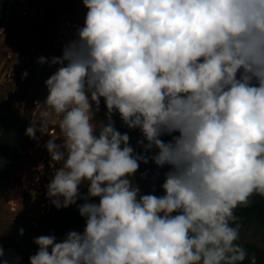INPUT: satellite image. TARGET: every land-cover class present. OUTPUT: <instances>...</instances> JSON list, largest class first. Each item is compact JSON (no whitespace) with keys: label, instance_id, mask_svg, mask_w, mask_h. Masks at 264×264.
Listing matches in <instances>:
<instances>
[{"label":"clouds","instance_id":"clouds-1","mask_svg":"<svg viewBox=\"0 0 264 264\" xmlns=\"http://www.w3.org/2000/svg\"><path fill=\"white\" fill-rule=\"evenodd\" d=\"M83 4L76 39L38 59L57 70L25 134L50 137L46 197L84 228L36 237L29 264H243L235 211L264 197V0ZM150 162L162 195L135 183Z\"/></svg>","mask_w":264,"mask_h":264},{"label":"rangeland","instance_id":"rangeland-1","mask_svg":"<svg viewBox=\"0 0 264 264\" xmlns=\"http://www.w3.org/2000/svg\"><path fill=\"white\" fill-rule=\"evenodd\" d=\"M3 3L5 25L2 27L4 31L0 32V123L3 122L4 127L10 123L20 127L25 145L22 157L14 162L9 156L0 155V247L3 255L11 248L20 251L25 257L22 264H29V257L38 251L33 242L36 237L55 234L60 239L71 230L82 231L84 228V225L71 226L66 230L51 228L56 208L46 197L51 169L50 157L44 147L50 137H39L37 133L39 140H33L25 132L46 109L44 101L48 89L45 81L57 70L56 65L40 64L38 59L43 56L50 60L60 56L64 46L76 39L72 28L80 22L79 17H86L87 12L83 11V0H3ZM24 72L27 76L22 78ZM103 119L100 108L95 119L98 128ZM54 131L59 130L56 128ZM1 135L0 130V138ZM41 163L44 164V175L35 171ZM6 166H9L7 175L4 172ZM146 171L147 178H142L141 174ZM158 171L159 176L156 175ZM164 171L166 169L158 170L155 164H141L135 183L142 193H151L155 186L154 194L162 195L160 184ZM36 176L40 177L38 183L34 179ZM34 183L35 197L27 190ZM15 196H19V203H28L31 216L25 212L24 216L19 215L11 208ZM240 226V243L264 248L263 226L256 221ZM20 229H23V235Z\"/></svg>","mask_w":264,"mask_h":264},{"label":"trees","instance_id":"trees-1","mask_svg":"<svg viewBox=\"0 0 264 264\" xmlns=\"http://www.w3.org/2000/svg\"><path fill=\"white\" fill-rule=\"evenodd\" d=\"M4 3L0 0V28L5 25V17L3 13ZM101 110L105 112L103 102H101ZM115 126L119 131L128 132L131 137V143L136 145L138 139L141 138V134L138 130H129L123 125L118 115L113 117ZM0 130L2 132L0 138V155H7L12 159V162L18 160L23 155V148L25 145L23 130L16 126L15 123H10L4 127V123H0ZM164 140L170 139L165 136ZM153 163H149L152 165ZM9 166L4 168V172L7 175ZM82 192L86 191V187H82ZM1 196V192H0ZM252 204L248 207H241L236 209L235 215L238 217L236 221L240 225H246L249 222L256 221L258 224L264 227V197L254 196L252 198ZM84 220L79 216L77 207L75 205L68 208H62L55 212L53 217L51 228L55 230H66L71 226H83ZM240 243V242H239ZM242 244V243H241ZM248 252V259L243 264H250L251 258L255 257L256 264H264V248L256 244H242Z\"/></svg>","mask_w":264,"mask_h":264},{"label":"bare ground","instance_id":"bare-ground-1","mask_svg":"<svg viewBox=\"0 0 264 264\" xmlns=\"http://www.w3.org/2000/svg\"><path fill=\"white\" fill-rule=\"evenodd\" d=\"M83 11L86 13L87 12V9L84 7L83 8ZM85 15V14H84ZM78 20H80V22L77 24V25H74L73 27L74 28H72V30L74 31V32H77V29L78 28H81V27H83L84 26V20H85V16L84 17H79L78 18ZM72 32V31H71ZM37 183V182H36ZM36 183H34V184H32V185H30V188L28 189L27 188V190H28V192L29 193H32V190H33V188H35L36 187ZM20 193V192H19ZM27 193V192H26ZM18 194V193H17ZM20 196V195H19ZM18 196V197H19ZM18 197H13V200H12V203H11V208L12 209H15L16 210V212L19 214V215H22V216H24L25 214H23L24 212L25 213H29V216H31L32 215V212L30 211V206L28 205V203H26V205H24V204H21V203H19V201L20 200H17V198ZM8 200V199H7ZM10 200V199H9ZM9 202V201H8ZM28 217V216H27Z\"/></svg>","mask_w":264,"mask_h":264},{"label":"water","instance_id":"water-1","mask_svg":"<svg viewBox=\"0 0 264 264\" xmlns=\"http://www.w3.org/2000/svg\"><path fill=\"white\" fill-rule=\"evenodd\" d=\"M24 258V255L14 248L9 249L2 257L7 264H22Z\"/></svg>","mask_w":264,"mask_h":264},{"label":"built area","instance_id":"built-area-1","mask_svg":"<svg viewBox=\"0 0 264 264\" xmlns=\"http://www.w3.org/2000/svg\"><path fill=\"white\" fill-rule=\"evenodd\" d=\"M10 76H11V74L9 73V74H8V78H10Z\"/></svg>","mask_w":264,"mask_h":264}]
</instances>
